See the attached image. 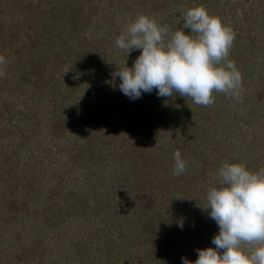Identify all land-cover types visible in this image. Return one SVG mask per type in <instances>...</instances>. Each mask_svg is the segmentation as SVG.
<instances>
[{"label":"rangeland","instance_id":"374dc122","mask_svg":"<svg viewBox=\"0 0 264 264\" xmlns=\"http://www.w3.org/2000/svg\"><path fill=\"white\" fill-rule=\"evenodd\" d=\"M198 5L235 33L242 101L122 94L114 73L140 55L116 47L128 24L174 32ZM0 55V264H182L214 247L202 207L219 168H264V0H0Z\"/></svg>","mask_w":264,"mask_h":264},{"label":"clouds","instance_id":"9594fccd","mask_svg":"<svg viewBox=\"0 0 264 264\" xmlns=\"http://www.w3.org/2000/svg\"><path fill=\"white\" fill-rule=\"evenodd\" d=\"M181 15L182 29L174 32L144 14L128 24L116 47L127 56L133 50L140 55L131 67L114 73L119 91L134 101L156 90L158 98L179 95L205 107L214 104L213 93L242 101V73L228 59L234 31L202 5ZM6 63L0 55V66ZM173 158L172 174L182 175L187 162L179 150ZM217 179L220 186L208 190L202 207L219 228L214 247L199 249L194 261L182 257V264H264V168L251 171L242 163H224Z\"/></svg>","mask_w":264,"mask_h":264},{"label":"trees","instance_id":"16d2710c","mask_svg":"<svg viewBox=\"0 0 264 264\" xmlns=\"http://www.w3.org/2000/svg\"><path fill=\"white\" fill-rule=\"evenodd\" d=\"M31 63H32V60L30 61ZM37 68H41V67H39V66H35V65H32V69H31V71H33V72H22L21 73V80L23 81V80H27L28 79V81L30 82L31 81V78H32V74H36L35 73V69H37ZM35 76H37V75H35ZM148 199L145 201V203H148ZM145 203H143V205H145ZM31 249V248H30ZM34 249H36V248H33V249H31L32 251L34 250ZM23 254H24V252H23ZM23 254L21 253L19 256H17L16 257V259L17 260H20L22 257H23Z\"/></svg>","mask_w":264,"mask_h":264}]
</instances>
